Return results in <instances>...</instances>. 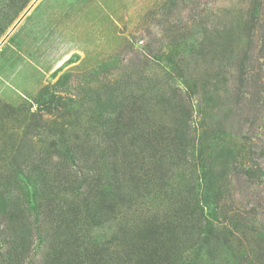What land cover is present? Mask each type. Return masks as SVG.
<instances>
[{"label": "rangeland", "instance_id": "obj_1", "mask_svg": "<svg viewBox=\"0 0 264 264\" xmlns=\"http://www.w3.org/2000/svg\"><path fill=\"white\" fill-rule=\"evenodd\" d=\"M33 2L6 21L0 40ZM121 78L133 109L146 105L147 114L134 113L136 146L146 147L147 133L181 130L194 159L213 168L207 209L176 215L181 234L168 263L264 264V0H38L0 47V152L28 126L43 132L33 141L39 149L63 122L68 134L91 128L86 116L105 107L104 83ZM105 122L101 112L99 133ZM171 171L165 187L179 196L155 194L88 236L110 241L143 211L201 199L190 166L180 160ZM213 214L212 231L195 223ZM46 253L36 244L27 264Z\"/></svg>", "mask_w": 264, "mask_h": 264}, {"label": "trees", "instance_id": "obj_2", "mask_svg": "<svg viewBox=\"0 0 264 264\" xmlns=\"http://www.w3.org/2000/svg\"><path fill=\"white\" fill-rule=\"evenodd\" d=\"M29 1L0 0V35L6 21ZM121 80L104 83L109 90L105 107L98 104L86 116L87 123L94 124L91 128L68 134V125L61 122L59 131L52 134L57 140L53 138L48 149L34 145L43 133L35 128L11 134L17 143L2 148L10 157L2 158L0 152V251L4 252L0 264H27L36 244L47 247L40 264H107L105 258L111 255L125 259V264H169L168 250H173L181 234L177 213L207 209L210 177L206 172L213 168L206 159H194V148L188 147L189 138L181 130L179 134L167 131L166 138L162 131L147 133L146 147L136 146L134 113L147 114L146 105L142 102L134 110ZM101 112L108 127L99 133ZM72 114L68 116L82 121L80 114ZM98 138L105 139L104 143L94 142ZM180 160L198 175L196 190L201 199L180 196L171 199L165 211H143L134 227L121 224L110 241L88 236L90 229L155 194L170 190L179 196L165 182ZM197 217L195 223L210 227L207 232L218 223L215 214Z\"/></svg>", "mask_w": 264, "mask_h": 264}, {"label": "water", "instance_id": "obj_3", "mask_svg": "<svg viewBox=\"0 0 264 264\" xmlns=\"http://www.w3.org/2000/svg\"><path fill=\"white\" fill-rule=\"evenodd\" d=\"M38 0H34V2L22 13V15L19 17V19L14 23V25L8 30V32L5 34V36L0 40V47L5 42V40L9 37V35L14 31V29L19 25V23L23 20V18L29 13V11L32 9L33 5Z\"/></svg>", "mask_w": 264, "mask_h": 264}]
</instances>
